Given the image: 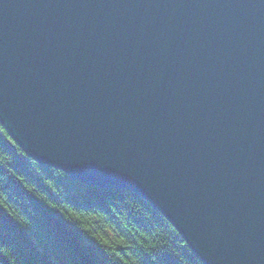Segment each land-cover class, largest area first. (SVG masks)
Listing matches in <instances>:
<instances>
[{
  "label": "water",
  "instance_id": "water-1",
  "mask_svg": "<svg viewBox=\"0 0 264 264\" xmlns=\"http://www.w3.org/2000/svg\"><path fill=\"white\" fill-rule=\"evenodd\" d=\"M0 123L203 264H264V0H0Z\"/></svg>",
  "mask_w": 264,
  "mask_h": 264
},
{
  "label": "trees",
  "instance_id": "trees-1",
  "mask_svg": "<svg viewBox=\"0 0 264 264\" xmlns=\"http://www.w3.org/2000/svg\"><path fill=\"white\" fill-rule=\"evenodd\" d=\"M0 264H203L147 201L27 157L0 123Z\"/></svg>",
  "mask_w": 264,
  "mask_h": 264
}]
</instances>
